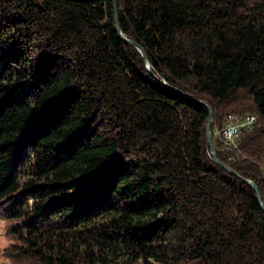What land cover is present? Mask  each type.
Masks as SVG:
<instances>
[{
  "label": "trees",
  "instance_id": "16d2710c",
  "mask_svg": "<svg viewBox=\"0 0 264 264\" xmlns=\"http://www.w3.org/2000/svg\"><path fill=\"white\" fill-rule=\"evenodd\" d=\"M0 0L8 264H264V0ZM162 81L172 87H168ZM219 159L211 157L208 108ZM254 112L239 151L214 132ZM251 114V113H249Z\"/></svg>",
  "mask_w": 264,
  "mask_h": 264
},
{
  "label": "water",
  "instance_id": "95a60500",
  "mask_svg": "<svg viewBox=\"0 0 264 264\" xmlns=\"http://www.w3.org/2000/svg\"><path fill=\"white\" fill-rule=\"evenodd\" d=\"M114 2V7H115V21H116V27H117V30L119 31L120 35L127 41L129 42L130 44H132L134 47H136L139 52L142 54L145 62H146V67L148 69V71L153 75V76H156L155 72L153 71L152 69V65L148 59V56H147V53L145 52L144 48L141 47L136 41L128 38L124 32L122 31L120 25H119V20H118V13H117V3H116V0H113ZM165 85H167L168 87H172L171 85H169L167 82L165 81H162ZM182 94H184L185 96H187L188 98H190L191 100L195 101V102H198V103H201V104H204L207 108H208V111H209V118L207 120V124H206V132H207V140H208V143H209V146H210V150H211V157L212 159L218 163L219 165L223 166L224 168H226L230 173H232L233 175H236L238 177H241L233 168H231L229 165L225 164L224 162H222L218 155H217V151H216V147H215V144H214V141H213V134H212V131H211V123L213 121V118H214V115H215V112H214V109L213 107L211 106V104H209L208 102L206 101H202V100H199V99H196L195 97H193L192 95L186 93V92H181ZM242 179L247 182L249 185H251L253 187V189L255 190L256 194H257V198L260 202V205L264 211V201H263V198H262V195H261V192L259 190V187L258 185L251 179H247V178H243Z\"/></svg>",
  "mask_w": 264,
  "mask_h": 264
},
{
  "label": "built area",
  "instance_id": "2783aa9c",
  "mask_svg": "<svg viewBox=\"0 0 264 264\" xmlns=\"http://www.w3.org/2000/svg\"><path fill=\"white\" fill-rule=\"evenodd\" d=\"M258 122L249 114H230L224 127L217 129L214 135L222 144L223 149L228 151H238L240 149L239 141L246 130H252Z\"/></svg>",
  "mask_w": 264,
  "mask_h": 264
},
{
  "label": "rangeland",
  "instance_id": "374dc122",
  "mask_svg": "<svg viewBox=\"0 0 264 264\" xmlns=\"http://www.w3.org/2000/svg\"><path fill=\"white\" fill-rule=\"evenodd\" d=\"M212 106V105H211ZM213 107V106H212ZM214 109V108H213ZM215 112V111H214ZM233 113H236V114H241V113H254V112H249V111H246V112H233ZM231 113V114H233ZM227 122V118H226V121L225 123ZM257 126H260V124L258 123L255 127ZM224 127V126H223ZM223 127H220V128H217V129H221ZM216 129V130H217ZM215 130V131H216ZM243 137V136H242ZM242 137L240 139H242ZM240 143V141H239ZM228 151V150H227ZM240 152V150H238ZM6 228H5V223L0 221V264H8L7 261L5 260V258L2 256V249L8 244V239L6 237Z\"/></svg>",
  "mask_w": 264,
  "mask_h": 264
},
{
  "label": "bare ground",
  "instance_id": "6f19581e",
  "mask_svg": "<svg viewBox=\"0 0 264 264\" xmlns=\"http://www.w3.org/2000/svg\"><path fill=\"white\" fill-rule=\"evenodd\" d=\"M250 115L255 119L256 122H258L259 119H258V117H257L255 114H252V113H251ZM259 122H260V121H259ZM259 122H258V123H259Z\"/></svg>",
  "mask_w": 264,
  "mask_h": 264
}]
</instances>
